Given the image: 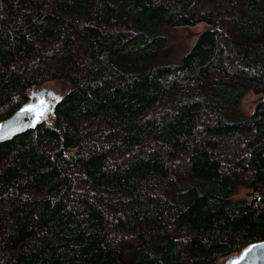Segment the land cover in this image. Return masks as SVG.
<instances>
[{
  "label": "trees",
  "instance_id": "1",
  "mask_svg": "<svg viewBox=\"0 0 264 264\" xmlns=\"http://www.w3.org/2000/svg\"><path fill=\"white\" fill-rule=\"evenodd\" d=\"M197 24L153 66L163 29ZM60 80L52 118L0 144V264H218L264 241V0H0V122Z\"/></svg>",
  "mask_w": 264,
  "mask_h": 264
},
{
  "label": "rangeland",
  "instance_id": "2",
  "mask_svg": "<svg viewBox=\"0 0 264 264\" xmlns=\"http://www.w3.org/2000/svg\"><path fill=\"white\" fill-rule=\"evenodd\" d=\"M204 28L205 26L202 24H197L190 27H167L163 29V37L165 40L160 49L158 58L152 61L153 66L179 63L196 44ZM70 90L71 85L65 81H50L40 87L34 88L30 92V96L32 97L33 95L46 92L52 99L56 98V100H59V98L63 97ZM259 101L260 97L258 95L248 93L241 103L242 112L245 115H249L253 112ZM52 116L53 111H48L43 119L49 120ZM250 197L251 193L247 190H241L239 194L236 195V198L240 200H248ZM225 260L226 259L219 261L218 264H225Z\"/></svg>",
  "mask_w": 264,
  "mask_h": 264
},
{
  "label": "water",
  "instance_id": "3",
  "mask_svg": "<svg viewBox=\"0 0 264 264\" xmlns=\"http://www.w3.org/2000/svg\"><path fill=\"white\" fill-rule=\"evenodd\" d=\"M204 30H211V27ZM51 99L46 92L33 95L18 111L1 121L0 144L30 131L44 120L48 111H54L57 105L58 100ZM225 264H264V241L250 244L239 254L226 259Z\"/></svg>",
  "mask_w": 264,
  "mask_h": 264
},
{
  "label": "bare ground",
  "instance_id": "4",
  "mask_svg": "<svg viewBox=\"0 0 264 264\" xmlns=\"http://www.w3.org/2000/svg\"><path fill=\"white\" fill-rule=\"evenodd\" d=\"M241 202V201H240Z\"/></svg>",
  "mask_w": 264,
  "mask_h": 264
}]
</instances>
